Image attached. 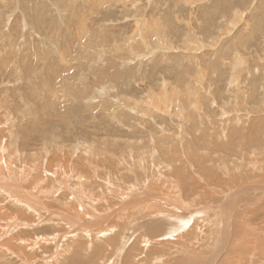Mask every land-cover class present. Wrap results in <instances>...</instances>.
I'll list each match as a JSON object with an SVG mask.
<instances>
[{"label": "rangeland", "instance_id": "rangeland-1", "mask_svg": "<svg viewBox=\"0 0 264 264\" xmlns=\"http://www.w3.org/2000/svg\"><path fill=\"white\" fill-rule=\"evenodd\" d=\"M0 136L10 212L37 202L84 210L69 197L75 180L83 197L90 186L94 196L142 194L95 244L83 226L59 248L45 242L44 221L10 218L29 226L2 230L1 244L16 250L0 264H205L209 255L210 264H264V0H0ZM115 193L104 195L115 204ZM227 195L239 198L222 236ZM175 204L194 219L179 224ZM144 217L172 233L143 245L132 229ZM36 235L43 244L18 252Z\"/></svg>", "mask_w": 264, "mask_h": 264}, {"label": "bare ground", "instance_id": "bare-ground-1", "mask_svg": "<svg viewBox=\"0 0 264 264\" xmlns=\"http://www.w3.org/2000/svg\"><path fill=\"white\" fill-rule=\"evenodd\" d=\"M183 1V0H182ZM124 55V54H123ZM65 70V69H64ZM108 91V90H107ZM147 110V109H146ZM150 116V115H149ZM1 137V136H0ZM0 141H1V138H0ZM3 142L1 141L0 142V146H1V144H2ZM3 145H4V143H3ZM14 145V144H13ZM6 147V146H5ZM1 149H2V147H0V170H2V169H4L3 168V163L5 164V162L7 163V156H4L3 155V153L1 152ZM3 151H4V149H3ZM11 151V150H10ZM8 152V151H7ZM8 154V153H7ZM10 154H11V152H10ZM17 154V153H16ZM15 155V154H14ZM4 156V157H3ZM10 156V155H9ZM19 156V155H18ZM11 157H13V156H11ZM6 158V159H5ZM11 159V158H10ZM60 159V158H59ZM47 160V159H46ZM91 161V160H90ZM10 162V161H9ZM67 162H68V160H67ZM84 162V161H83ZM89 160L86 162L87 164H88V167L86 168V170L89 172V170H90V167H89ZM94 162V161H93ZM49 163V162H48ZM47 163V164H48ZM50 164H51V162L49 163V165H47V167L48 166H50ZM57 164V163H56ZM60 164V163H59ZM63 163H61V166H63L62 165ZM87 164H86V166H87ZM42 165V164H41ZM52 165V164H51ZM85 165V164H84ZM9 166H10V164H9ZM28 166V165H27ZM25 167L28 171H29V173L32 171L33 173H37L38 172V174H41V173H44V172H48L49 173V175H48V177H46V178H50V179H52L53 178V176H55L54 175V170H52L51 172H49L48 170H47V168L45 169V167L42 169V170H40V165L39 166H36V165H32L31 167ZM54 166H56V165H54ZM53 165L51 166V167H54ZM65 166V165H64ZM63 166V167H64ZM58 167H60V166H58ZM11 168V167H10ZM16 168V167H15ZM30 168V169H29ZM136 168V167H135ZM141 168V167H140ZM8 169V168H7ZM53 169V168H52ZM64 169V168H63ZM80 169V168H79ZM14 170V169H13ZM16 170H18L17 168H16ZM50 170V169H49ZM61 171H62V169H60ZM65 170V169H64ZM77 170V169H76ZM126 170V169H125ZM5 171V170H4ZM3 171V172H4ZM7 171V170H6ZM9 171V170H8ZM25 171V170H24ZM66 171V170H65ZM120 171V170H119ZM160 171V170H159ZM233 171V170H232ZM3 172H1L0 171V176H2V173ZM10 172H11V170H10ZM58 172H60V171H58ZM147 172V171H146ZM8 173V172H7ZM14 173V172H13ZM27 173V172H26ZM29 173H27L28 175H29ZM78 173H80V172H78ZM86 173V172H85ZM125 173V172H124ZM131 173V172H130ZM145 173V172H144ZM4 174V173H3ZM16 174V173H15ZM22 174V173H21ZM65 174V173H64ZM117 174V173H116ZM146 174V173H145ZM10 175V174H9ZM26 175V174H25ZM60 175H61V173H57V176H59L58 178H53V181H57L58 183H60L61 185L63 184V181L60 179ZM79 175V174H78ZM82 175V174H81ZM80 175V176H81ZM158 175V174H157ZM19 176V175H18ZM23 176V175H22ZM41 176H42V174H41ZM46 176V175H45ZM79 176V177H80ZM84 176V175H83ZM93 176V175H92ZM122 176V175H121ZM132 176V175H131ZM36 177V176H35ZM39 177V176H38ZM87 177V176H86ZM86 177L84 176V177H80L79 178V181L80 182H82L83 181V179L85 180L84 182H82V183H77V184H79L78 185V187H80V186H82L84 183H86L87 181H89L90 179H89V177H88V179L89 180H87L86 179ZM96 177H98V176H96ZM133 177V176H132ZM156 177V176H155ZM163 177V176H162ZM17 178V177H16ZM46 178H42V179H45L46 180ZM93 178V177H92ZM115 178V177H114ZM116 178H118V177H116ZM153 178V177H152ZM30 179H31V177H30ZM97 179V178H96ZM159 179V178H158ZM19 180V179H18ZM44 180V181H45ZM120 180V179H119ZM122 180H123V178H122ZM142 180V179H141ZM0 181H2L1 180V178H0ZM43 181V182H44ZM51 181V180H50ZM78 181V180H77ZM76 180H75V183H73V184H75V186H74V189L75 190H73V192L72 193H70L71 194V196H69L70 198H72V200H73V202H77V204L79 203L80 204V206L82 207V206H85L84 208H82V209H84V210H78V211H76V209H78V208H76L75 209V211H72L73 210V208H71V207H69V208H67V209H65L64 208V206H63V208H58L57 210H52L51 208V203H45V202H43L42 204L40 203V202H37L38 203V206H36L35 208L33 207V208H28V209H26L25 211H23V212H21V213H13V212H10V210H9V207H8V205H5V204H3V202H6L5 200H3V198L2 199H0V226H1V230H0V237H1V235H2V233H3V231H5V230H9L10 229V227H16V226H20L19 224H22V225H24L25 227H26V225H28V224H24L25 222H19V221H23L24 219H26L27 220V222H32V221H36L37 219H38V221H39V223H42L43 221V223H47V224H45V228L43 227L42 229H43V231L45 232V231H49V233L50 234H45L46 236H47V240L45 241V242H52V241H55V242H53V243H55L56 244V246L57 247H59L58 245L59 244H61V241L62 240H64V238H69L68 240H70L71 238H74V237H76V233H78L79 232V229H80V227H82L83 228V226H85V228H84V231L82 232V234L85 236V238H90L91 237V239H90V241L92 242V244L94 243L95 244V236H98V237H103L104 235H106L108 232H110L109 230L111 229L112 230V233L114 232V230H115V228H114V226L113 225H111V224H107V225H105V222L107 223V219L110 217L111 218V216L114 214V213H120L121 211H125V209H127V208H129V206H131V205H134L135 203H137L136 201H139L140 199H141V197H142V194H138L137 193V196L136 197H134V195H133V193H131L130 195H128L127 194V192L128 191H124V190H126V189H123V190H119L118 188V192L117 193H115V190H114V188H113V190L114 191H110L109 189V191H106V190H104V191H106V192H100L98 195H96V196H94L95 194L94 193H92L91 192V190L92 189H90L92 186H90V183L91 182H88L87 184L90 186V188H89V190L90 191H88L87 190V188H86V192L84 193V197L82 196L83 194L81 193V192H79L77 189H79V188H76V182H77ZM126 181V180H125ZM19 182V181H18ZM21 182V181H20ZM101 182H102V180H101ZM107 182V183H106ZM1 184L3 183V181L2 182H0ZM30 183V182H29ZM46 183V182H45ZM56 183V182H55ZM56 184V185H54V186H56L57 188H56V192L58 193V192H61V187H60V185L59 184ZM103 183H105L106 184V186H107V184L109 183V184H111L110 185V187H112V183H111V181H109V180H106L105 182H104V180H103ZM141 183V182H140ZM145 183V182H144ZM21 185H22V183H20ZM19 183H18V185H20ZM35 184H38V183H35ZM81 184V185H80ZM92 184V183H91ZM104 184V185H105ZM114 184H116V183H114ZM20 185V186H21ZM86 185V184H85ZM85 185H84V187H85ZM36 186H38V185H36ZM44 186H46L48 189H51V184H49V181H48V183H46ZM49 186V187H48ZM109 186V185H108ZM114 186V185H113ZM123 186V185H122ZM144 186V185H143ZM172 187H173V185H171ZM68 187V186H67ZM83 187V188H84ZM99 187H101V184H99ZM115 188H116V185L114 186ZM124 187V186H123ZM135 187V186H134ZM4 187H2V185L0 186V189H3ZM21 188V187H20ZM37 188V187H36ZM64 188V187H63ZM104 188L105 189H107L105 186H104ZM19 189V188H18ZM65 189V188H64ZM81 189V188H80ZM85 189V188H84ZM128 189H133V187H131V186H129L128 187ZM127 189V190H128ZM139 189V188H138ZM4 190V189H3ZM83 190V189H82ZM111 190H112V188H111ZM135 190V189H134ZM85 191V190H84ZM238 190H236V192H237ZM63 192V191H62ZM62 192L60 193L61 195H62ZM70 192V191H69ZM77 192H79V194L77 193ZM132 192V191H131ZM236 192H234V193H236ZM6 194H5V196L6 195H8L10 192H5ZM17 193V192H16ZM105 193H107V194H110V195H114V193L118 196V201L115 203V204H113V201H110L104 194ZM32 195V194H31ZM60 195V196H61ZM64 195H67V194H63V198H65V196ZM28 196V195H27ZM81 196V197H80ZM148 196V195H147ZM236 195H234V196H232V195H227L226 197H232V199H227L226 197V199L224 198V200L227 202L226 204L225 203H223L222 205L220 204V208L221 209H223V215H222V229H221V235L223 236V235H225L226 236V234H225V231L227 230L226 229V226H227V220H229V217H227V219H226V214H225V212H226V210L227 211H229L230 210V208H232V207H234L235 205H236V200H238V198L239 197H235ZM1 197V196H0ZM9 197V196H8ZM15 197V196H14ZM17 198V197H16ZM115 199H116V197H114ZM20 199V198H19ZM27 199V198H26ZM37 199H39V198H37ZM111 199V198H110ZM113 199V198H112ZM160 199H162V198H160ZM9 200V199H8ZM22 200V199H21ZM71 200V199H70ZM24 201V200H23ZM57 201V200H56ZM64 201V200H63ZM69 201V200H68ZM71 202V201H70ZM101 202V203H100ZM36 203V204H37ZM98 204V205H96V206H94L95 204ZM69 204V203H68ZM67 204V206H69ZM64 205H66V204H64ZM139 204H136V207L134 208V209H138V206ZM175 205H177V204H175ZM175 205H174V207H175ZM75 206V205H74ZM73 206V207H74ZM144 206V205H143ZM145 206H148V205H145ZM144 206V207H145ZM178 206V205H177ZM181 206V205H180ZM27 207V206H26ZM29 207V206H28ZM89 207H91V208H89ZM102 207H104L103 209L104 210H102ZM141 207H142V205H141ZM217 206H212V208H216ZM97 209V210H92V209ZM133 208V207H132ZM176 208V207H175ZM178 208L181 210L180 212H181V214H175V217H173V219H177L178 221H179V224H183L184 226L185 225H187V223H188V221H190L196 214H193L194 212H188V210H183L181 207H179L178 206ZM8 209V210H7ZM79 209H81V208H79ZM100 209H101V211H100ZM216 210V209H215ZM234 210V209H233ZM81 211V212H80ZM84 211H85V213H84ZM96 211V212H95ZM100 211V212H99ZM134 211V210H133ZM147 211L150 213V212H152V208H150V206H149V209H147ZM208 212V211H207ZM213 212V211H212ZM119 213H118V215H119ZM124 212H122V214H123ZM168 213V212H167ZM227 213V212H226ZM122 214H120V215H122ZM125 214H126V211H125ZM152 214H153V212H152ZM151 214V215H152ZM159 214H161V215H163V216H165L164 214H162V213H159ZM200 214H203V212H201ZM124 215V214H123ZM149 216L150 218L152 217V216ZM168 214H166V216H167ZM170 215H172V214H170ZM167 216V217H172V216ZM204 215V214H203ZM115 216V215H114ZM14 217H16L14 220H19L18 222L16 221V224L15 223H12L11 222V220H10V218H14ZM127 217H130V216H127ZM148 217V216H147ZM86 218L88 219H91L92 221H87L86 222ZM121 218V217H120ZM125 218H126V216H125ZM68 219L70 220V222H68ZM159 219V217L158 218H153V220H155V221H157ZM194 219V218H193ZM196 219V218H195ZM111 220V219H110ZM146 219H145V217L143 218V219H141L139 222L140 223H137V225H136V227L134 228V230L132 229V231L133 232H135L136 233V235L137 234H140V232H144V234H145V236H143V238H145L143 241V245L144 244H146V243H148L149 241H151V240H149V239H152V238H155V237H158V235H161V234H171L170 233V231L169 232H167V231H164V233H161V234H159L161 231H162V224H155V223H152V224H150V222L147 224V225H144L143 224V222L145 221ZM152 220V219H151ZM216 221V220H215ZM26 222V223H27ZM103 224V225H102ZM115 224V223H114ZM132 224H134V222H131V224L130 225H132ZM21 225V226H22ZM43 225V224H42ZM98 225H102V226H104V227H102L101 229H99L98 231H95V232H93V235H92V230H94V228L95 227H97ZM118 225V224H117ZM189 225V224H188ZM29 226V225H28ZM31 226V225H30ZM37 226H38V224H37ZM40 226V225H39ZM137 227L139 228V229H137ZM164 227V226H163ZM220 227V226H219ZM218 227V228H219ZM35 228V227H34ZM65 229L64 231H61V229ZM99 228V227H98ZM165 228V227H164ZM33 229V228H32ZM97 229V228H96ZM109 229V230H108ZM167 229V228H166ZM188 229H190V228H188ZM3 230V231H2ZM20 230V229H19ZM165 230V229H164ZM42 231V232H43ZM51 231V232H50ZM173 231V230H172ZM188 231V230H187ZM192 231V230H191ZM191 231H189L188 232V234L187 235H191ZM34 232V235H35V231H33ZM131 232V231H130ZM133 232H131L132 234H131V236L133 237V236H135V233H133ZM46 233V232H45ZM194 233V232H193ZM108 234H110V233H108ZM119 234V233H118ZM117 234V235H118ZM228 234V233H227ZM32 235V234H31ZM33 235V236H34ZM44 235V236H45ZM114 236H116L115 235V233L113 234ZM113 235H110V237L111 236H113ZM141 235V234H140ZM173 235V234H172ZM171 235V236H172ZM193 235V234H192ZM191 235V236H192ZM220 235V236H221ZM3 236V235H2ZM6 236V235H5ZM15 236V235H14ZM41 236H43V235H41ZM43 236V237H44ZM13 237V236H12ZM11 237V238H12ZM40 236H35V240H33L34 239V237H33V239H31V238H28V239H26L25 241H22V243H21V245H19L18 247H17V249H18V252H23V251H29V252H31L32 251V249L34 248V249H36L35 248V246L36 245H38L37 244V240L38 239H42L41 237L39 238ZM110 237L108 238V240H107V237H106V239H105V242L107 243L109 240H110ZM150 237V238H149ZM15 239H17L16 237H14ZM45 238V237H44ZM114 238V237H113ZM220 238H222V237H220ZM2 239V238H1ZM5 239V238H4ZM15 239H13V240H15ZM114 239H116V237L114 238ZM129 237L128 238H126L125 240H124V242H123V244L122 245H124V244H126L127 242L126 241H128L129 242ZM136 239V238H135ZM22 240V239H21ZM97 240V239H96ZM117 240V239H116ZM137 240V239H136ZM187 240V239H186ZM223 240H224V237H223ZM38 241H40V240H38ZM42 241H44V240H42ZM42 241H40L42 244H43V242ZM123 241V240H122ZM225 241V240H224ZM3 242L4 241H2V244H1V240H0V256L1 255H3V256H5V253L6 252H10L11 250H16V246H6L5 244L6 243H4L3 244ZM85 242V241H84ZM88 242V241H87ZM187 242V241H186ZM14 243V242H13ZM63 243V242H62ZM115 243V242H114ZM223 243L224 242H222V240L221 241H219L218 242V247H217V250H219L220 248H221V246L223 245ZM9 244V243H8ZM40 244V243H39ZM117 244V243H116ZM141 244H142V242H141ZM179 244V243H178ZM16 245H18V244H16ZM45 245H46V243H45ZM85 245V244H84ZM127 245V244H126ZM95 246V245H94ZM110 246V245H109ZM128 246V245H127ZM178 246V245H177ZM40 247H42V246H40ZM39 247V248H40ZM62 247V244L60 245V247L59 248H61ZM102 247V246H101ZM126 248V247H125ZM142 248H144V247H142ZM142 248H140V249H142ZM62 249H64V251L66 250V247H64V248H62ZM121 249V248H120ZM179 249V248H178ZM177 249V250H178ZM38 250V249H37ZM41 250V249H40ZM153 251H155V250H153ZM34 252V251H33ZM98 252V251H97ZM10 254V253H9ZM18 255H19V253H18ZM23 255H24V253H20V257H21V259L25 262V260H24V257H23ZM117 255V254H116ZM34 255L32 254V255H30V259H31V257H33ZM214 256H216V254H214ZM19 257V258H20ZM123 257V256H122ZM18 258V259H19ZM125 258V257H124ZM180 258V257H179ZM214 257H212L211 255H209L208 257H207V260H206V262H205V264H210V263H212V261L214 260L213 259ZM218 258V257H217ZM2 259V258H1ZM26 259H27V255H26ZM107 260V259H106ZM186 260V259H185ZM21 261V260H20ZM30 261H32V260H30ZM30 261H26V264H28V262H30ZM144 261V260H143ZM215 261V260H214ZM75 262V261H74ZM216 262V261H215ZM217 263V262H216ZM76 264H80V262H78V263H76ZM169 264H184V261L182 260H171L170 262H169ZM215 264V263H214Z\"/></svg>", "mask_w": 264, "mask_h": 264}]
</instances>
